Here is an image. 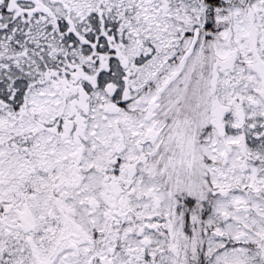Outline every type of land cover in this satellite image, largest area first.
<instances>
[{"label":"snow or ice","instance_id":"1","mask_svg":"<svg viewBox=\"0 0 264 264\" xmlns=\"http://www.w3.org/2000/svg\"><path fill=\"white\" fill-rule=\"evenodd\" d=\"M0 264H264V0H0Z\"/></svg>","mask_w":264,"mask_h":264}]
</instances>
